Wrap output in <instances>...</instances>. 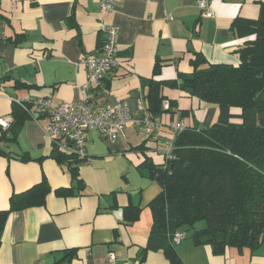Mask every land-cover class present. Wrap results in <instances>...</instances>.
I'll return each mask as SVG.
<instances>
[{
    "label": "crops",
    "instance_id": "obj_1",
    "mask_svg": "<svg viewBox=\"0 0 264 264\" xmlns=\"http://www.w3.org/2000/svg\"><path fill=\"white\" fill-rule=\"evenodd\" d=\"M99 1L0 0V119L11 122L13 104L26 97L51 105L78 103L88 74L80 59L100 49L101 21L117 27L120 65L96 89L92 103L124 102L132 116L122 141L105 140L94 129L87 132L86 159L76 165L75 178L66 162L50 156L54 144L44 132L46 115L27 113L16 139L3 144L8 154L0 155V211L8 209L12 193L43 179L49 191L43 205L9 213L0 229V264H107L108 252L115 264H172L162 249H146L149 203L161 187L142 174L141 164L146 158L156 165L165 162L174 122L210 126L218 107L164 86L165 100L175 106L154 119L153 138L142 127L150 119L149 83L191 73L196 55L204 59L202 67L237 65L243 39L231 24L237 17L257 18L263 0H209L211 17L195 0H115L112 15L100 12ZM24 153L27 160L21 159ZM60 188L62 194L55 191ZM198 229H181L185 237L171 243L178 264H264V242L254 249L228 246L214 253L192 238Z\"/></svg>",
    "mask_w": 264,
    "mask_h": 264
},
{
    "label": "trees",
    "instance_id": "obj_2",
    "mask_svg": "<svg viewBox=\"0 0 264 264\" xmlns=\"http://www.w3.org/2000/svg\"><path fill=\"white\" fill-rule=\"evenodd\" d=\"M231 27L243 39L236 50L237 65L202 67L204 59L196 55L191 73H179L176 81L152 79L146 94L151 119L174 110L173 100L168 99V109L162 106L164 86L218 107L217 119L210 126H185L170 133L172 159L164 156L165 162L156 165L146 158L141 164L142 174L161 187L149 203L152 223L146 249H162L172 264H178V259L171 236L176 230L194 228L198 221L205 224L191 236L209 244L214 253L228 246L254 249L264 242V0L257 18L237 17ZM158 70L157 63L154 73ZM28 112L13 104V120L0 135V155L8 154L3 144L16 139ZM50 156L66 162L75 178L76 165L86 159L56 145ZM28 158L24 153L21 159ZM48 191L43 179L12 193L8 209L0 211V229L9 213L43 205ZM55 191L62 194L65 190Z\"/></svg>",
    "mask_w": 264,
    "mask_h": 264
},
{
    "label": "built area",
    "instance_id": "obj_3",
    "mask_svg": "<svg viewBox=\"0 0 264 264\" xmlns=\"http://www.w3.org/2000/svg\"><path fill=\"white\" fill-rule=\"evenodd\" d=\"M114 1L100 0V12L112 15ZM195 3L205 16L211 17L214 14L209 0H195ZM99 30L104 33V41L100 49L80 59V62L87 66L88 74L87 80L81 86L82 98L78 103L63 101L57 105H51L46 99L30 97L16 100V104L26 107L29 111L33 109L46 115L47 125L44 132L54 146L56 145L65 153L74 152L81 158L86 157L84 146L90 129L97 130L105 140L117 142L126 138L127 124L132 121L131 113L124 102L102 105L92 103L96 89L104 86L106 76L120 65V59L117 56V27L111 22L101 21ZM162 106L168 109L169 101L164 100ZM8 125L7 119H0L1 128L6 129ZM157 125V120L150 118L142 127L148 136L156 138ZM183 127L181 121L174 122L171 125L173 134L182 130ZM172 140L169 139L165 146L164 156L168 159L173 158ZM184 237L183 230H176L171 236V243L175 245ZM106 259L107 264H115L113 252H108Z\"/></svg>",
    "mask_w": 264,
    "mask_h": 264
},
{
    "label": "rangeland",
    "instance_id": "obj_4",
    "mask_svg": "<svg viewBox=\"0 0 264 264\" xmlns=\"http://www.w3.org/2000/svg\"><path fill=\"white\" fill-rule=\"evenodd\" d=\"M204 224H205L204 221H198L195 224V228H202Z\"/></svg>",
    "mask_w": 264,
    "mask_h": 264
}]
</instances>
